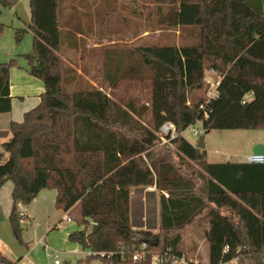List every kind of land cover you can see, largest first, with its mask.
Returning <instances> with one entry per match:
<instances>
[{"label":"trees","instance_id":"trees-1","mask_svg":"<svg viewBox=\"0 0 264 264\" xmlns=\"http://www.w3.org/2000/svg\"><path fill=\"white\" fill-rule=\"evenodd\" d=\"M20 1L0 0V14ZM67 1L79 11L80 0ZM132 3L137 18L148 9L146 20L155 28L189 31L194 42L87 50L83 26L62 22L60 0H30L34 41L23 56L45 92L22 122L11 124V139L1 145L8 156L0 163V190L8 181L14 186L13 234L21 241L20 205L54 189L57 209L78 208L80 229L69 240L89 252L80 264H153L154 254L168 251L184 257V234L195 224L205 231L210 264H264V163L210 164L206 150L183 136L197 122L206 133L264 129V0ZM5 27L0 22V36ZM28 30H16L18 44ZM68 41L83 56L81 72L64 55ZM90 53L97 55L96 73L85 62ZM16 66L17 59L0 61V114L12 110ZM208 71L218 74L219 84L207 100ZM97 79L103 86L92 84ZM125 80L148 81L150 102L122 106L105 92L104 85L114 91ZM167 122L178 135L163 145L159 131ZM184 161L196 165L194 175L183 170ZM152 186L160 191L158 233L131 226V190ZM143 244L149 256L134 262ZM0 261L13 263L1 252Z\"/></svg>","mask_w":264,"mask_h":264},{"label":"rangeland","instance_id":"rangeland-1","mask_svg":"<svg viewBox=\"0 0 264 264\" xmlns=\"http://www.w3.org/2000/svg\"><path fill=\"white\" fill-rule=\"evenodd\" d=\"M94 5L98 3L104 8L107 41L103 44L105 48L118 47L128 51L134 46L145 45H165V44H192L194 38L189 31H183L180 28L177 30H170L166 28H155L146 19L145 15L148 9H140L141 18H137L132 10L135 9L133 0H89ZM109 1V3H108ZM25 6L30 10V0H24ZM79 2V0H78ZM139 4V3H138ZM74 3L67 0H60V15L62 22L69 23V9L73 8ZM140 5H144L140 2ZM76 6V5H75ZM110 6V8H108ZM85 7L80 8L75 12V16H81L86 12ZM82 17V16H81ZM0 22L6 27L0 36V61L8 62L11 59L18 60V66L15 69L20 71H28V64L24 58V54H28L32 50L33 37L32 31L28 30V25L25 24L16 15V7L2 8L0 14ZM18 29H27L28 32L22 38V42L18 44L15 40V32ZM87 54V53H86ZM73 64L75 68L81 72V63L79 57L70 58V55L64 54ZM97 56V55H95ZM93 55L92 60L97 58ZM95 83L96 86H103L99 80ZM219 81L218 74L214 72H206L205 82L208 84V89L204 97L208 100L212 94L215 93L216 83ZM20 84V83H17ZM105 92L120 105L125 106L130 101L136 102L138 105H147L150 101L151 84L146 81L143 84L134 81H122L119 87L111 91L104 85ZM150 113L144 115L142 121L147 124L150 120ZM195 129L204 131L200 122L194 126ZM205 150L207 153V162L213 163H230V162H244L247 157L253 154V149L256 145L264 144V129L261 130H212L206 133ZM184 138L193 145H197L202 135H195L191 129L183 132ZM160 137V136H159ZM166 144V143H164ZM163 144V145H164ZM184 171L191 172L192 175L197 171L195 164L184 161L181 162ZM154 188V187H153ZM160 191L152 192L146 189L143 192L137 191L133 193L132 215L134 218V225L137 229L152 231L158 233L156 226L157 211L159 206ZM142 198L145 200L146 212L142 214ZM73 217V222H66L64 213L61 212L53 204L47 207V210H42L36 217L35 221L25 219L22 224L21 241L13 234L9 220L4 218L0 225V235L4 243H6L16 255L28 257L33 264H53V258L50 257L52 252L60 253L61 264H80L79 261L85 260L89 255L88 251H84L78 243L69 240L70 232L79 229L78 208L70 212ZM64 218L63 227H58L57 220ZM57 221V222H56ZM143 221V222H142ZM56 222V223H55ZM204 229L197 224L188 227L184 234L185 255L188 259L207 264L209 245L205 240ZM44 240V245L41 244ZM90 264H103L99 259H93Z\"/></svg>","mask_w":264,"mask_h":264},{"label":"crops","instance_id":"crops-1","mask_svg":"<svg viewBox=\"0 0 264 264\" xmlns=\"http://www.w3.org/2000/svg\"><path fill=\"white\" fill-rule=\"evenodd\" d=\"M23 3V7H25V10L28 14V17H31V7L30 10L25 6L24 0L21 1ZM73 7V6H72ZM85 7V11L83 15L80 17L77 15L75 16L76 9L70 8L69 9V18L68 21L73 22L77 26L81 24L83 26V29L86 31V34L82 36L86 40L87 43V50H90L92 48L100 47L102 44H104L107 41V37H105L106 34V28H105V11L104 8L99 5L98 3H95V5L90 2L89 0H80V3L77 4V8H83ZM78 12V11H77ZM20 19V18H19ZM27 24V23H25ZM28 25V24H27ZM78 37H81V34L78 35ZM66 47V54L70 55V58H74L75 56H80V62H83V56L79 53H77L74 49V44H70L69 41L65 43ZM93 53H90L91 58L87 57L85 59V62L87 65H89L90 70H92L93 73L97 72V66L96 61L92 60ZM66 59V57H64ZM20 83V84H17ZM93 85L95 83L92 82ZM10 89H11V97H12V110L9 113H1L0 114V163H3V161L7 158L8 154H6L3 149L1 148V145L4 142H7L11 139V132L10 127L13 122H22L24 115L33 110V108L37 107L40 103V97L45 92L44 84L41 80L37 79L34 76H30L29 72L26 71H20L19 69L13 68L11 70V79H10ZM193 145V144H192ZM205 145H206V139H205ZM195 146V145H193ZM196 147V146H195ZM149 187L152 192L156 190V187ZM14 189L13 183L11 181L6 182L3 185V188L0 190V225L2 221H4V218L9 220V214L11 212V209L13 207V202L11 198L12 191ZM147 188H133L131 190L130 194V215H131V226L133 229H137L135 227L134 218L132 215V205H133V193L137 191H144ZM56 196L57 191L52 190H43L41 191L36 198L32 201V203L28 206L20 205L19 209L21 210L24 220L25 219H37L36 217L38 214L42 212V210H47V207L52 206L53 204L56 206ZM160 200V199H159ZM142 214L143 219L145 222L144 215L146 212L145 207V200L142 198ZM64 218H71V221L73 222V217L70 216V212H64ZM64 218H59L60 220L57 224L65 222ZM24 220L22 224L24 223ZM56 221V222H57ZM55 222V223H56ZM143 222V221H142ZM10 224V222H9ZM157 228L159 229L160 226V214H159V206L157 211ZM80 229V228H79ZM76 230V229H75ZM44 242V240H41ZM42 244V243H41ZM0 252L3 256H6L9 260H11L13 263L19 262L22 260V258H25L26 256H20L16 255L14 251L6 244L1 238L0 235ZM89 253V252H88Z\"/></svg>","mask_w":264,"mask_h":264},{"label":"built area","instance_id":"built-area-1","mask_svg":"<svg viewBox=\"0 0 264 264\" xmlns=\"http://www.w3.org/2000/svg\"><path fill=\"white\" fill-rule=\"evenodd\" d=\"M219 82L217 81L216 83V89L218 86ZM216 89H215V93L211 95V97H209V99H211L212 97L216 96ZM252 98V94L250 93L249 95H247L246 100ZM188 129H191L192 132L195 133V135H204V131H200L198 129L194 128V125L190 126ZM178 135V133L176 132V126L174 125V123L172 122H167L165 123L160 131H159V136L161 138L162 144L164 143H168L171 139L176 138ZM246 162L252 163V164H262L264 163V155L262 156H258V155H249L247 157ZM22 214V213H21ZM23 215V214H22ZM69 221H71V218H67L66 222L69 223ZM59 228L63 227L62 223L58 224ZM43 245L44 242L40 241ZM45 246V245H44ZM228 250L226 249L225 252H227ZM149 256V253L147 252V247L146 244H143L140 248V250H138L135 255L133 256V261H140V260H144ZM50 257L53 258V264H61L60 262V253L59 252H52L50 254ZM168 262H172L173 264H201V262L198 261H194L192 259H188L186 256L184 257H177L174 254H172L171 252L168 251V253H162V254H154L152 256V263L153 264H165ZM0 264H4L0 261ZM12 264H33L31 262V260L28 257L22 258L21 261L19 262H15ZM210 264V263H207Z\"/></svg>","mask_w":264,"mask_h":264},{"label":"water","instance_id":"water-1","mask_svg":"<svg viewBox=\"0 0 264 264\" xmlns=\"http://www.w3.org/2000/svg\"><path fill=\"white\" fill-rule=\"evenodd\" d=\"M14 7H16V12L18 14V17L24 22L27 23L28 25L30 24V18L28 17V14L25 10V7H23V3L20 1L18 2ZM205 138L206 135H202L200 138V141L197 143L196 148L200 150H205ZM253 154L262 156L264 155V144L262 145H256L255 148L253 149Z\"/></svg>","mask_w":264,"mask_h":264}]
</instances>
